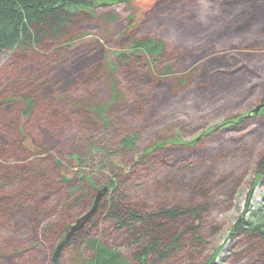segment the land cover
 I'll use <instances>...</instances> for the list:
<instances>
[{"label": "trees", "instance_id": "obj_1", "mask_svg": "<svg viewBox=\"0 0 264 264\" xmlns=\"http://www.w3.org/2000/svg\"><path fill=\"white\" fill-rule=\"evenodd\" d=\"M100 1L103 0H0V226L11 229V222L27 219L42 224L39 231L34 229L31 233L35 235L36 247L44 249L24 264H60L61 254L56 257L55 247L51 255L47 240H51L50 247L62 240L76 214L93 204L98 191L97 183L89 184L86 176L64 174V164L56 157L64 147L57 133L60 128L78 126L85 131H108L114 124L105 116L109 102L101 105L83 100L82 104L64 98L69 93L89 92L101 81L105 57L102 45L75 48L78 33L98 25L95 12ZM170 1L154 0L146 10L139 11V17H148V21L152 19L158 25L164 17L181 28L191 23L193 10H199L195 3L203 2L205 20L210 21L204 30L207 39L225 41L250 32L264 37V0ZM105 19L110 22L113 15ZM136 27H127L115 41L118 46L128 47L116 55L114 70L120 80L108 77L114 92L111 101L121 97L116 88L121 84L126 93L122 110L134 118L161 108L168 96L188 86H193L200 97L213 100L214 93H206L217 79H226L228 90L239 89L252 77L264 81V71L257 65L222 69L227 64L224 57L175 75V65H164L171 59L164 41L150 35L137 37L140 25ZM240 68L243 70L236 71ZM259 88L252 84L248 90L253 94ZM256 99V105L264 103V91L256 93ZM247 113L230 116L223 124L188 141L178 136H158L142 153L108 166L113 175L104 186L110 191L86 227L67 244L81 255L82 249L88 250L87 257H80L79 263L177 264L186 259L197 260L194 264H221L215 263L216 253L201 255L205 243L202 234L212 205L202 182L187 186L182 191L187 196L180 191L172 198L168 197L171 188L167 184L168 190H163L161 199H153V203L137 195L133 186L158 167H168L170 162L191 168L199 163L198 159L217 155L224 149V142L231 139V132L245 131L253 124L260 126L264 139V108L259 117H248ZM115 135L124 154L135 149L136 132L119 129ZM232 140L238 143L241 138ZM97 146L95 142L88 143L96 151ZM77 157L80 166L88 162ZM258 157L252 190L258 183L264 187V148ZM246 205L247 210L229 234L232 246L239 247L233 255L240 264H264V209L261 206L251 212L248 202ZM53 216L57 218L52 221ZM27 229L18 227L22 232ZM0 241L3 259L7 257V247L17 242L12 237L8 245L2 234ZM122 249L129 253L128 257L123 256ZM32 250H26L30 257L35 249Z\"/></svg>", "mask_w": 264, "mask_h": 264}, {"label": "rangeland", "instance_id": "obj_2", "mask_svg": "<svg viewBox=\"0 0 264 264\" xmlns=\"http://www.w3.org/2000/svg\"><path fill=\"white\" fill-rule=\"evenodd\" d=\"M153 1H100L95 12L99 19L97 20L98 25L95 28L78 33L80 37L75 48L96 44L102 45L101 52L103 56L105 55L102 77L101 81L89 92L69 93L64 95V98L80 103L87 100V102L101 105L109 102L107 104L109 110L105 112V116L109 117V122L113 121L114 124L108 131L103 130V128H92L93 130L85 131L78 126L60 128L57 133L60 135L61 144L64 147L59 151L56 158H60L64 164V174L68 177H72L77 173L84 175L87 177L89 184L97 183V189L103 188L113 175L108 166L119 165L127 156L128 158L134 155L137 156L138 153H142L148 148L152 142H155L158 136H162L164 139L178 136L183 141L194 139L209 128L223 124L227 118L230 119V116L249 113L256 106V93L264 91V81H262L263 79L260 80L259 77H252L250 80H246V83L239 89L234 88L233 90H228L225 87L226 79H217L216 86L211 87L210 91L206 93L208 96L209 94L212 95L213 92L215 95L213 100L204 96L200 97L198 93H195L193 86H188L176 95L168 96L161 108L153 111L148 110L142 118H134L132 114L123 111L122 109L125 108L126 104L125 90L121 87V84L116 85L121 97L116 101H111L114 92L108 77L112 76L120 80L117 71L114 70L116 55L117 52L128 50V47L118 46L115 41L124 34L127 27L137 29L136 26L140 25L136 34L137 37L150 35V37L164 41V44L167 45V51L171 53L170 61L165 62L164 65H175L173 67L175 75L187 72L191 67L203 62H206V66L218 57L226 59L227 64L222 66V69L231 66L235 68L257 65L259 70L264 71V37L262 34L255 35V33L250 32L246 35L232 36L225 39V41L207 39L204 30L210 21L205 20L206 6L203 2L195 3L199 10H193L194 15L191 17L190 24L178 28V26L169 23L167 18L162 17L163 22L158 25L152 19L148 21V17L145 19L139 17L138 14L139 11L141 13V11L146 10ZM189 10L193 14L190 7ZM110 14L113 15V19L108 22L105 18ZM211 16L214 17L213 14H210ZM216 17L217 15L214 18ZM180 29H185L189 33L185 31L183 33ZM240 70L243 69L240 68L236 71ZM196 81L199 80L196 79ZM252 84H258L260 87L253 94L248 90ZM254 116L259 117V114ZM119 129H128L136 132L137 135L136 141L133 143L135 149L127 155L121 151L124 147L122 148L115 140L117 137L115 134ZM260 133V126L254 124L245 131L231 132L228 135V138L231 139L224 142V149L217 155L204 157L202 161L198 159L199 163L191 168L187 164L170 162L168 167L167 165L158 167L148 178L134 183L133 187H136L137 195L139 194L143 200L153 203V199H161L160 194L163 190H168L167 184L171 188L168 197L172 198L175 193L186 191L187 186L194 185L193 182H202L203 191L208 192V199L212 202V205L202 234L205 243L201 247V255L210 256L216 253L215 263L240 264V262L235 261L236 257L233 255V253L239 251V247L235 244L232 246V240L229 236L231 228L247 210V202L251 206V212L258 210L261 206L264 209V187L258 183L252 190V180L256 175L255 164L260 151L264 148V139ZM237 137L241 138L240 142H233L232 138ZM89 141L98 144V151L88 147ZM229 154L231 155L229 156ZM77 156L81 157L84 162H88L84 163L83 166L78 165ZM181 194L183 196L188 195L187 192ZM92 205L90 203L85 209H82L81 214L78 212L71 225L75 224L80 216L87 213ZM55 218L57 216H53L52 221ZM8 225L11 229L0 226V234L6 238V241L8 240V245L12 237L14 243H17L7 247L4 252L7 253V257L0 259V264H24L25 261H31L34 255L38 256L42 252L44 247H36L37 241L33 239L35 235L31 233L34 229L39 231L42 228L41 223L27 219L23 222L20 220L13 221ZM19 226H21V229L25 227L28 229L26 232H22V230H18ZM60 240L55 241L54 245L51 246L52 248L50 247L51 240H47L46 247L50 248L51 255H53V250L58 246ZM33 248L35 250L31 254L32 257H30V253H27L26 250L33 251ZM218 249L219 251H217ZM120 251L123 256L128 257L129 253L125 249ZM81 252L82 255L78 254L71 245H66L61 252L60 264H80V257L81 259L87 257L88 250L84 248ZM194 263H197V260L193 262L185 259L177 262V264Z\"/></svg>", "mask_w": 264, "mask_h": 264}, {"label": "water", "instance_id": "obj_3", "mask_svg": "<svg viewBox=\"0 0 264 264\" xmlns=\"http://www.w3.org/2000/svg\"><path fill=\"white\" fill-rule=\"evenodd\" d=\"M264 108V103L256 105L254 108L250 110L248 113V117L252 115H257L260 113V111ZM110 191L109 187L104 186L101 189H98L96 193L95 200L93 202V205L91 209L85 213L84 215L80 216L76 223L71 225L64 233L62 240L58 244L56 248V257H59L65 246L70 242V239L74 236L75 233L79 232L84 228V226L87 224V222L95 215L98 205L103 198V196H106V194Z\"/></svg>", "mask_w": 264, "mask_h": 264}]
</instances>
